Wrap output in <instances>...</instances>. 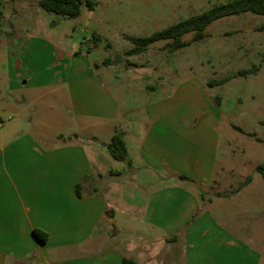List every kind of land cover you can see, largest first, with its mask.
I'll return each instance as SVG.
<instances>
[{
    "label": "crops",
    "instance_id": "1",
    "mask_svg": "<svg viewBox=\"0 0 264 264\" xmlns=\"http://www.w3.org/2000/svg\"><path fill=\"white\" fill-rule=\"evenodd\" d=\"M90 76L86 99L76 92L71 109L87 134H76L78 127L48 132L22 100L0 102V264H264V202L261 209L235 204L258 163L238 190L247 176L218 189L229 170L217 165L219 118L209 96H195L203 116L189 120L170 115L191 100L188 87L160 98L148 89L128 105ZM43 87L13 82L8 92ZM116 132L131 161L118 170L105 164ZM113 175L125 179L112 183ZM134 212L140 216H116Z\"/></svg>",
    "mask_w": 264,
    "mask_h": 264
},
{
    "label": "rangeland",
    "instance_id": "2",
    "mask_svg": "<svg viewBox=\"0 0 264 264\" xmlns=\"http://www.w3.org/2000/svg\"><path fill=\"white\" fill-rule=\"evenodd\" d=\"M0 1V102L22 100L20 104L31 115L39 112L48 122V132L65 133L69 127H78L76 134L89 133L84 119L71 111L72 97L78 92L85 100L84 82L95 74L104 79L105 89L119 103L128 105L134 96L142 99L148 89L160 98L188 87L185 97L191 100L176 104L170 115L189 120L203 116L195 96H209L219 118L217 165L229 173L220 180L221 187L213 182L205 188V196L214 195L217 187L233 189L264 160V125L260 123L264 120L263 15L246 12L217 19L205 29L203 39L193 41L192 34H187L183 39L188 45L175 51L166 48V41H159L140 54L128 55L133 45L127 36L149 35L226 0H90L93 9L82 5L80 15L73 18L48 12L37 0ZM253 65H259L255 74L237 75L238 70ZM13 82L44 87L13 96L8 92ZM25 97L29 99L23 103ZM106 158L108 168L125 166L109 154ZM108 178L112 183L125 179ZM252 178L235 204L261 209L264 181L257 171ZM233 204L224 201V205ZM119 213L116 216H140Z\"/></svg>",
    "mask_w": 264,
    "mask_h": 264
},
{
    "label": "trees",
    "instance_id": "3",
    "mask_svg": "<svg viewBox=\"0 0 264 264\" xmlns=\"http://www.w3.org/2000/svg\"><path fill=\"white\" fill-rule=\"evenodd\" d=\"M37 4L48 12L70 18L80 15L82 5H85L88 9H93V3L90 0H37ZM246 12L264 16V0H226L224 2H218L200 13L181 19L149 35L127 36V40L130 41L133 46L126 53L128 55L140 54L146 51L150 45L159 41H166V48L169 51H175L188 45V42L183 39L185 35L192 34L193 41L201 40L205 37V29L215 20ZM2 17L0 1V22ZM92 37L98 40V37L94 34H92ZM105 64H108V62H105ZM258 69L259 65H253L249 68L238 70L237 75L255 74ZM260 123L264 125V120L260 121ZM106 147L111 157L118 161L125 162L128 166L131 165L124 140L119 132L112 135ZM255 170L261 175L264 181V160L256 165ZM249 179L250 178L247 176L233 191L245 185ZM33 233L41 241H45L47 236L45 232L34 229ZM121 264L138 263L132 259L123 258Z\"/></svg>",
    "mask_w": 264,
    "mask_h": 264
},
{
    "label": "water",
    "instance_id": "4",
    "mask_svg": "<svg viewBox=\"0 0 264 264\" xmlns=\"http://www.w3.org/2000/svg\"><path fill=\"white\" fill-rule=\"evenodd\" d=\"M117 60H120V58L118 57Z\"/></svg>",
    "mask_w": 264,
    "mask_h": 264
}]
</instances>
